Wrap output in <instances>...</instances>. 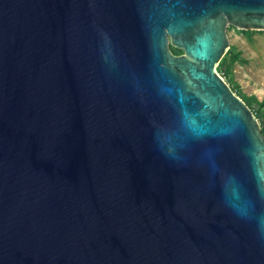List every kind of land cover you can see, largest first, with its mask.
Segmentation results:
<instances>
[{
    "label": "water",
    "instance_id": "1",
    "mask_svg": "<svg viewBox=\"0 0 264 264\" xmlns=\"http://www.w3.org/2000/svg\"><path fill=\"white\" fill-rule=\"evenodd\" d=\"M231 25L264 0H0V264H264Z\"/></svg>",
    "mask_w": 264,
    "mask_h": 264
},
{
    "label": "rangeland",
    "instance_id": "2",
    "mask_svg": "<svg viewBox=\"0 0 264 264\" xmlns=\"http://www.w3.org/2000/svg\"><path fill=\"white\" fill-rule=\"evenodd\" d=\"M228 35L230 49L217 70L237 94L259 110L264 127V30H244L231 25ZM171 49L176 54L183 53L172 45ZM231 56L238 58L232 62Z\"/></svg>",
    "mask_w": 264,
    "mask_h": 264
},
{
    "label": "trees",
    "instance_id": "3",
    "mask_svg": "<svg viewBox=\"0 0 264 264\" xmlns=\"http://www.w3.org/2000/svg\"><path fill=\"white\" fill-rule=\"evenodd\" d=\"M237 56H231L230 57V59H231V61L232 62H235L236 60H237ZM221 73V72H220ZM224 76V75H223ZM232 87V86H231ZM233 88V87H232ZM233 90H234V88H233ZM235 91V90H234ZM239 95V94H238ZM240 96V95H239ZM244 99V98H243ZM245 100V102L250 106V108L254 111V113L256 114V116L258 117V119H259V121H260V123H261V127H262V120H261V113L259 112V110H255L251 105H250V103L246 100V99H244ZM262 131H263V133H264V127H262Z\"/></svg>",
    "mask_w": 264,
    "mask_h": 264
}]
</instances>
